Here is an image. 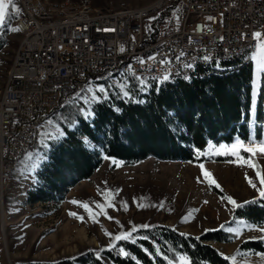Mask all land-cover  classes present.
Here are the masks:
<instances>
[{"label":"trees","instance_id":"1","mask_svg":"<svg viewBox=\"0 0 264 264\" xmlns=\"http://www.w3.org/2000/svg\"><path fill=\"white\" fill-rule=\"evenodd\" d=\"M6 44L3 27L0 28V51ZM251 64L227 75H211L190 81L146 82L145 91L140 90V81L113 73H104L63 88L58 107L45 119L62 114L69 121L77 120L79 123L74 131L61 124L66 137L59 142L48 141L49 146L43 149L47 159L36 170L35 184L26 194L27 203H62L70 190L91 178L103 164L105 156L126 165L150 158L162 162L201 164L220 159L218 156L209 158L211 146H229L237 139L245 142L253 136L257 142L264 140L261 92L256 98L254 115L252 111ZM114 78L123 88L113 82ZM89 83L105 87L114 85L108 91L107 100L87 105L80 102V108H90L95 113L91 120H85L77 107H60L71 94ZM123 90L130 93L131 100L121 96ZM116 108L120 111H115ZM83 137H87L91 147H85ZM197 150L202 153L199 157ZM256 200V203L237 209L234 218L264 224V200ZM134 235L149 239H139L136 244L120 241L115 249L100 251L99 258L97 251H88L52 264H169L184 254L191 264H231L211 246L212 242L233 241V234L223 230L207 231L196 239L171 227L153 225L139 229ZM120 247L135 259L118 255ZM157 247L159 255L156 254ZM244 247L264 252L260 241L249 242ZM145 248L147 253L143 251Z\"/></svg>","mask_w":264,"mask_h":264},{"label":"rangeland","instance_id":"2","mask_svg":"<svg viewBox=\"0 0 264 264\" xmlns=\"http://www.w3.org/2000/svg\"><path fill=\"white\" fill-rule=\"evenodd\" d=\"M40 1L49 5L80 3L83 0ZM88 1L87 3L93 7L115 9L120 4L132 8L142 7L155 0ZM177 7L178 4L151 16L156 17L155 20L150 21V17L146 19L144 32L154 39L172 33L179 26L173 17V10ZM179 15L181 17V11ZM16 17V14L8 16L4 26L7 44L0 51V95L4 90L7 73L18 50L19 41L22 39L19 32L8 31L9 27L15 26ZM251 65L253 66L252 98L256 104V98L261 92L264 107V72L257 73L255 61ZM112 80L122 88L117 78ZM45 130L55 135L53 128L45 126ZM37 149L43 152L44 148L39 145ZM225 151L229 154H217ZM239 151L241 156L249 155L242 149ZM208 152L209 158L218 156L220 159L201 163L204 169L199 167L201 164L162 162L152 158L131 165L117 161L119 166L113 163V159H104L103 164L91 178L80 182L70 190L62 203L34 205L27 203L26 194L35 184L36 171H28L26 176L21 175V171L36 163L37 159L34 157L33 161L27 163H21V159L15 165L3 202H0V264H52L72 259L88 251L100 252L102 249H108L111 243V238L105 234L106 231L114 236L121 231L130 230L133 226L144 224L171 227L194 237L207 231L221 230L222 224L225 225L223 231L228 232L226 229L235 227L233 221L238 218H234L232 205L223 201L221 197L231 196L238 203L258 199V192L249 185L245 174L247 173V176L257 184L258 181L254 169L230 162L236 159L230 154V148L221 149L219 146H211ZM255 160L264 170V156L258 155ZM204 170L212 174V178L219 183L222 191L214 185L210 187L206 181L198 182V178L203 179ZM98 189L100 192L105 189L120 191L112 200L116 208L106 209L107 216L113 219L109 220L107 216L101 214L97 217L98 222L93 223L85 209L71 201L87 202L93 211H99L95 208V202L105 201L98 194ZM122 202H127V211L121 207ZM161 203L163 207H160ZM138 204H143L144 207H138ZM70 212L83 216L84 220L70 216ZM248 224L264 227V224ZM241 227L242 234L238 238L235 237L228 243L212 242L211 246L223 254L222 256L232 257L238 250L249 253L246 257L237 255L236 264H244L245 260L247 264H264V256L261 255L264 252L244 247L247 243L255 241L262 242L264 246V241L250 239L264 233ZM229 261L233 264L231 260ZM172 264H181V262L177 260Z\"/></svg>","mask_w":264,"mask_h":264},{"label":"built area","instance_id":"3","mask_svg":"<svg viewBox=\"0 0 264 264\" xmlns=\"http://www.w3.org/2000/svg\"><path fill=\"white\" fill-rule=\"evenodd\" d=\"M17 1L22 9L18 26L27 27V35L19 41L12 80L0 102V202L7 172L39 144L37 126L57 108L63 88L116 69L145 82L159 83L166 73L197 77L199 56L216 52L214 61H219V56L252 55V33L264 34V0H155L136 8L94 7L81 12V18L64 17L63 7L80 11L88 0L66 3L60 12H49L46 2L38 8L35 0ZM177 4L178 30L157 39L144 32L146 19ZM121 46L125 51H119ZM161 59L171 64L161 65Z\"/></svg>","mask_w":264,"mask_h":264},{"label":"snow or ice","instance_id":"4","mask_svg":"<svg viewBox=\"0 0 264 264\" xmlns=\"http://www.w3.org/2000/svg\"><path fill=\"white\" fill-rule=\"evenodd\" d=\"M22 11V9L19 7L17 0H0V28H3L5 26V22L6 19L8 18V16L13 15V14H20ZM180 9L179 7H177L176 9L173 10V17L175 18L176 24L179 25L180 23ZM150 21L151 20H155L156 17H150L149 18ZM207 20H212L213 17H207ZM205 26H201L199 28V30L203 31ZM178 30V28H177ZM9 32L12 33H18L19 31H21V29L19 27H9L8 28ZM105 31H109V29H105ZM252 38L256 41L255 43V49L256 51L253 52V54L251 55V57H249V59L253 60L256 62V68H257V73L260 72H264V34H262L259 31L253 32L252 33ZM134 39V38H133ZM119 51L123 52L125 51L124 47L121 46ZM184 55L183 52H181L180 56H178L176 59L179 60L182 56ZM149 60H154L155 56H150L148 57ZM210 57L205 56L204 60H209ZM139 63L141 64H145L146 61L144 59H140ZM159 63L161 65H166V64H171L170 60L167 59H161L159 61ZM185 68H192L193 65L192 64H185L184 65ZM216 67H219V65L217 64ZM111 74H109L110 76ZM138 80L141 81V91H145L147 88V84L145 82V79L142 77H137ZM170 79V74L166 73L162 79H161V83H163L164 81H167ZM185 79H190L189 77H185ZM114 85H108L107 87H105L104 85H92L91 83L85 85L83 88H81L80 90L74 92L73 94H71L67 100L60 105L61 108H65V107H77L78 111L80 114L83 115L85 120H91L95 113L88 108L87 110H85V108H80L79 104L80 102H84L85 105L89 104V103H99L102 100H107L108 99V91L110 88H112ZM121 87L123 88V85H121ZM97 93L101 94V95H97ZM121 96L123 98H127L129 100L132 99L130 93L126 90H123L121 92ZM137 103H143L144 101H135ZM115 111L119 112L120 109L116 108ZM253 115L255 113V101L253 100ZM79 121L77 120H73V121H69L66 117H64L62 114H55L53 117H49L47 118L43 124L38 125V132L36 133V135H38L40 137V147L41 148H47L48 145V141L49 140H53V141H57L59 142L62 138H65L67 133L65 132V129L61 127V124L66 125V127L69 130H75L78 126ZM45 126L53 128L55 130V135H53L52 132H48L45 130ZM83 143L85 145V147H91V142L87 139V137H83ZM221 149H231V155L235 156L236 159L233 161H230L232 163H237L240 166H247L248 168H252L255 170V178L257 182H255L252 178H249L247 176V173L245 174V177L247 179V182L249 183V185L255 189L258 194H259V199L264 200V170H262L260 168V166L258 165V163L256 162L255 158L259 155V156H264V140L257 142L255 139V136H253L249 142L247 144H245L243 141H240L239 139H237V141L235 143H233L232 145L228 146V145H220L219 146ZM240 149H242L244 152L248 153L249 155L247 157L241 156L240 155ZM202 153L199 152V150H197V156L199 157V155H201ZM217 154H224V155H228L229 152L225 151L223 153H217ZM36 157L37 162L33 163L31 165H29L28 167H26L25 169H23L21 171V175L26 176L28 171L31 172H35L36 169L38 167H40V162L44 161L47 159V155L46 153L41 152L39 149H37L35 152H26L24 157L22 158L21 163H27V162H31L33 161V158ZM105 159H109V157L105 156ZM113 163L117 164V166H119V163L115 160H113ZM199 167L201 169H204V165L201 164L199 165ZM203 179L198 178V182L204 183L205 181L207 182V184L211 187V186H215L216 188L221 189V186L219 185V183H217V181L212 178V174L210 172H208L207 170H204L203 173ZM119 189H117L115 192H113V190L111 189H105L103 192H100V190L98 189V194L101 195L104 199V203H100V202H95V208L98 209L99 211H93V209L90 207V205L87 202H81V201H76L73 200L71 201V203L73 204H77L80 207H83L85 209V211L88 213L89 219L92 220L93 223H97V217L99 215H105L107 216V212L106 209L107 208H116V205L114 203H112V200H114L115 196L119 193ZM221 199L223 201H226L227 203L232 205V211L235 212L237 209H241L243 208L245 205L247 204H252V203H256L257 200L253 199L252 201H244L243 203H238L233 197L231 196H222ZM138 207H144L143 204H138ZM121 207L127 211V202H122L121 203ZM160 207H163V203H161ZM119 210V209H117ZM70 216L75 217L81 221L84 220L83 216H78L77 213L75 212H70L69 213ZM107 218L109 220L113 219L111 216H107ZM235 223V227H228L226 230L233 234L234 237H239L242 234V227L246 228L248 230H253V231H258L260 233H264V227H256L253 226L251 224L246 223L243 220H234L233 221ZM117 223H119L117 221ZM150 226L147 224L144 225H139V226H133L130 230L128 231H121L119 234H116L113 236V234L108 233L107 231L105 232L106 235H108L111 238V243L108 245V250H113L116 248L117 246V242L120 241H127L130 242L131 244H136L137 241L139 239H143V240H147L149 239L147 236H142V237H138L136 235H134L135 233H137L139 231L140 228H144V229H148ZM220 229L223 230L225 229V225L222 224L220 225ZM215 230V229H213ZM207 231V230H206ZM184 235V234H182ZM196 239H199V237H197ZM250 239H259L261 241H264V235H261L259 237H250ZM103 251V249L101 250ZM143 251H145V253L148 252V249H143ZM156 254L159 255L160 254V249L157 247L156 248ZM97 257H100V253H96ZM118 255H122L124 257H129L132 259H135V257H131V254L129 252H127L125 250L124 247H120L119 248V252ZM223 255V254H221ZM237 255L241 256V257H246L247 255H249V253H244V252H240L238 250L236 255H233L232 257H228V256H223V258L225 260H231L233 262V264H236L237 261ZM262 256H264V254H261ZM165 259L167 260L168 258L165 256ZM177 260H179L181 262V264H191V261L189 259V257L184 254V255H180L178 257H176ZM169 264H172V261H169ZM244 264H247V261H244Z\"/></svg>","mask_w":264,"mask_h":264},{"label":"bare ground","instance_id":"5","mask_svg":"<svg viewBox=\"0 0 264 264\" xmlns=\"http://www.w3.org/2000/svg\"><path fill=\"white\" fill-rule=\"evenodd\" d=\"M65 5L66 3L49 4V12H60V10H62V6H65ZM35 6H37L38 8H45V3L41 2L40 0H35ZM93 10H94V7L91 6L89 3L85 2L84 4L80 5V11H79V8H75V6L63 7V16L81 18V12H90ZM15 26H18V19L15 23ZM18 27L21 29V31H19V34L22 36V39H25L27 35V27L25 26H18ZM205 56L210 57V59L207 61L204 60ZM249 57H251V53L225 55V56H219V61H214L216 60V52H207V54H204L203 56H199L197 77H191L190 79H184V75H175L174 78H170L167 81L168 82L190 81L192 79L209 77L211 75L218 76V75H227V74L236 73L244 65L254 62L253 60L249 59ZM15 61H16V54L12 62V65L7 73L4 89H6L8 85H10V81L12 80ZM221 63H224V65H222ZM217 64L219 65V67H216ZM113 74L124 75V69H116L115 72H113ZM3 100H4V90L2 91L0 95V102H2ZM54 109L55 108L51 109V111H53ZM51 111H49V113ZM49 113L43 116V122ZM39 141H40V137H39ZM39 145L40 143L37 144V146H32L29 152L36 151L37 148H39ZM14 168H15V165H12V167L9 169V171L7 172L5 176L4 187H3V197L7 191L9 181L13 174Z\"/></svg>","mask_w":264,"mask_h":264},{"label":"crops","instance_id":"6","mask_svg":"<svg viewBox=\"0 0 264 264\" xmlns=\"http://www.w3.org/2000/svg\"><path fill=\"white\" fill-rule=\"evenodd\" d=\"M19 162L16 163V165L18 164Z\"/></svg>","mask_w":264,"mask_h":264}]
</instances>
